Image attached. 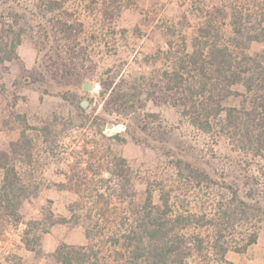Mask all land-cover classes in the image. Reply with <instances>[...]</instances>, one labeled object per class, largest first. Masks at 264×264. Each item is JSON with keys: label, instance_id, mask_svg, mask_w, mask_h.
<instances>
[{"label": "rangeland", "instance_id": "1", "mask_svg": "<svg viewBox=\"0 0 264 264\" xmlns=\"http://www.w3.org/2000/svg\"><path fill=\"white\" fill-rule=\"evenodd\" d=\"M43 7L41 0H0V25L16 22L15 26L24 28L17 57L0 61V151L13 154L25 118L31 126L26 131L32 139L31 162L23 154L15 157L20 159V170L41 185L37 197L24 205V220H40L42 212L50 210L67 221L38 227L45 231L37 253L26 250L19 240L23 224L10 228L0 242V263L8 254L12 264H57L52 253L60 243L85 244L87 224L75 223L69 207L81 201L78 189L85 194L111 188L112 184L102 183L107 173L100 169L113 154L125 158L137 201L143 200L148 187L154 202L162 188H172V200L178 205L182 202L190 210L212 212L216 198L209 190L178 180L174 161L181 158L219 176L237 178L240 194L249 196L247 200L264 212V151L262 155L239 152L227 137L193 127L177 107L160 97L142 108L157 115L144 125L138 114L117 116L99 95L103 75L115 82H132L145 75L151 77L150 88H159L163 70L173 65L183 49L190 50L200 26L210 20L219 27V40L227 43L233 37L232 14L243 16L244 27L264 26V0H67L54 11ZM63 23L71 26L67 40L59 29ZM262 46L252 43L249 52H259ZM83 82L92 83V89L83 90ZM84 99L87 105L82 107ZM239 100L229 97L224 104L237 105ZM44 125L52 129L49 140L39 131ZM77 172L85 180L80 186L75 180L68 182ZM127 202L113 201L119 210H125ZM100 203L89 198L83 205L94 211ZM257 220L256 242L241 252L228 250L231 264H264V215ZM247 226L244 222L229 229L233 246L241 243ZM110 230L104 229V235ZM199 233L212 236V229ZM106 236L89 242L99 247L103 262L110 264L112 250Z\"/></svg>", "mask_w": 264, "mask_h": 264}, {"label": "trees", "instance_id": "2", "mask_svg": "<svg viewBox=\"0 0 264 264\" xmlns=\"http://www.w3.org/2000/svg\"><path fill=\"white\" fill-rule=\"evenodd\" d=\"M41 1L45 11H54L62 8L67 0ZM242 17L241 14H232L233 37L227 43L219 40V27L212 25L210 20L200 26L190 50L183 49L173 65L163 70L161 85L157 89L150 88L151 77L145 75L132 82L124 79L115 82L114 78L103 75L99 79V95L104 98L105 106L112 108L117 116L138 114L145 125L148 120L156 119L157 115L142 112V108L148 101L156 102L160 97L162 102L177 107L182 116L201 132L227 137L234 149L244 154L262 155L264 26L260 23L258 30L244 27ZM15 25L16 22L0 25L1 62L17 57L16 47L24 28L20 24ZM70 28L67 23L59 26L65 40L71 38ZM252 43L262 44L261 51L250 53ZM237 86L242 90L235 88ZM159 93L162 96H158ZM73 95L76 97L77 94ZM234 96L240 97L237 105L224 104ZM21 124L22 136L17 147L12 149L14 155L0 151V242L10 228L23 224L19 240L26 250L37 253L41 234L45 231V228L38 227L44 223L46 226L64 223L67 218L49 210L42 212L40 220H24V205L37 197L41 182L18 167L17 161L20 159L15 155L23 154L31 162L29 150L32 139L26 134L31 126L25 118ZM39 131L44 139H50L52 129L49 126H42ZM114 137L123 140L119 134ZM174 167L178 180L205 188L215 196L212 212L190 210L182 202L178 205L172 200V188H162L158 202L153 201L150 187L145 190L142 201L135 200L126 160L113 154L100 169L101 173H107L106 177L101 178L102 183L112 184L111 188L85 194L78 189L76 191L81 201L69 207L70 218L75 223L87 224L84 234L88 241L79 245L60 243L52 253L54 261L57 264H106L99 247L89 240L106 236L104 229L109 230L110 227L112 230L105 240L112 250L110 264H231L226 253L230 249L244 251L256 242V221L264 212L259 205L247 200L249 196L240 194L237 178L219 176L181 158L174 161ZM73 180L77 186L85 182L79 172L68 178L70 184ZM89 198L101 202L94 211L93 207L83 205ZM126 199L128 204L125 210H119L120 207L113 203L114 200L123 203ZM95 213L97 217L93 220ZM244 222L249 228L241 243L233 246L228 234L235 225ZM206 229H212V236L199 233ZM0 264H12L8 254L5 262Z\"/></svg>", "mask_w": 264, "mask_h": 264}, {"label": "water", "instance_id": "3", "mask_svg": "<svg viewBox=\"0 0 264 264\" xmlns=\"http://www.w3.org/2000/svg\"><path fill=\"white\" fill-rule=\"evenodd\" d=\"M92 87H93V84L90 83V82H83V84H82V89H83V90H86V91L91 90ZM86 105H87V100H85V99L82 100V101H81V106H82V107H85Z\"/></svg>", "mask_w": 264, "mask_h": 264}]
</instances>
